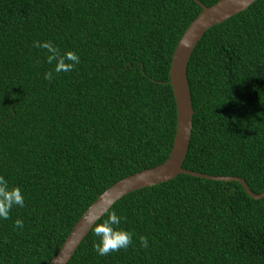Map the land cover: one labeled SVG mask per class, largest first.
Segmentation results:
<instances>
[{
	"label": "trees",
	"instance_id": "1",
	"mask_svg": "<svg viewBox=\"0 0 264 264\" xmlns=\"http://www.w3.org/2000/svg\"><path fill=\"white\" fill-rule=\"evenodd\" d=\"M202 9L196 0H0V175L25 197L0 220V264H48L100 194L169 157L173 55ZM34 40L81 63L45 80L53 65ZM188 76L184 168L263 192L264 0L210 27ZM111 211L133 243L100 256L91 229L68 264H264V197L239 181L181 173L125 195L96 223Z\"/></svg>",
	"mask_w": 264,
	"mask_h": 264
},
{
	"label": "water",
	"instance_id": "2",
	"mask_svg": "<svg viewBox=\"0 0 264 264\" xmlns=\"http://www.w3.org/2000/svg\"><path fill=\"white\" fill-rule=\"evenodd\" d=\"M196 1L202 5L203 9L180 39L173 55L170 70V83L173 86L177 101V131L169 157L161 164L122 178L100 194L76 223L59 252L48 264H68L79 245L94 226L89 221L94 220L97 222L122 197L135 190L169 181L181 173L214 180L239 181L253 198L264 197V191L256 193L243 177L212 175L193 171L183 166L190 148L195 113L188 76V66L192 53L199 40L210 27L246 10L257 0H218L210 6L205 5L201 0ZM184 40L190 41V48L183 46L181 42Z\"/></svg>",
	"mask_w": 264,
	"mask_h": 264
},
{
	"label": "clouds",
	"instance_id": "3",
	"mask_svg": "<svg viewBox=\"0 0 264 264\" xmlns=\"http://www.w3.org/2000/svg\"><path fill=\"white\" fill-rule=\"evenodd\" d=\"M183 46L190 48V41L184 40ZM33 47L42 48L46 50V62L53 65L52 70L44 73L45 80H52L54 74L61 72H71L76 65L81 63L80 56L77 52L72 50H61L52 41H33ZM14 206L24 207L25 197L19 186H9V181L4 175H0V220H7L10 218V213ZM122 217L118 216L115 211L108 214L107 219L100 223L90 220L93 224L92 231L98 241H93V249L100 256H106L110 253L117 252L121 249H127L133 243L134 232L120 227ZM14 227L22 229L24 222L22 219L14 221ZM141 248H147L149 245L148 238L144 235L137 236Z\"/></svg>",
	"mask_w": 264,
	"mask_h": 264
}]
</instances>
